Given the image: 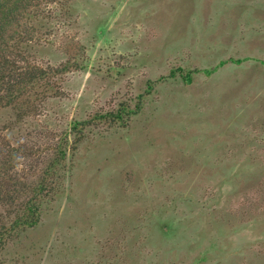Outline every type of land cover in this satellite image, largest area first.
Returning <instances> with one entry per match:
<instances>
[{"label": "rangeland", "instance_id": "1", "mask_svg": "<svg viewBox=\"0 0 264 264\" xmlns=\"http://www.w3.org/2000/svg\"><path fill=\"white\" fill-rule=\"evenodd\" d=\"M33 1L21 48L69 68L0 108V151L65 168L1 264H264V0Z\"/></svg>", "mask_w": 264, "mask_h": 264}, {"label": "trees", "instance_id": "2", "mask_svg": "<svg viewBox=\"0 0 264 264\" xmlns=\"http://www.w3.org/2000/svg\"><path fill=\"white\" fill-rule=\"evenodd\" d=\"M33 2L0 0V108L18 106L20 116L35 112L29 92L37 95L38 85L41 90L49 87L53 74L69 68V62L58 67L42 68L31 63L28 60V53L21 48L24 43L32 42L34 25L28 21L32 18H48L43 16V11L42 14L40 11L37 13L31 11ZM21 18L25 19L24 25L20 23ZM14 25L16 28L9 33L8 30ZM124 114L125 109L122 105V108L109 112L108 115L111 120L121 122ZM87 123V120L76 121L70 126L75 135L74 143L79 140L81 129ZM64 147L65 143L59 144L58 152L45 166L39 181L27 182L14 171L19 165L21 148L9 143L3 146V150L0 151V204L8 208L5 211L7 223L0 221V253L7 238L38 223L43 202L60 192L58 174L65 168ZM1 261L0 259V264Z\"/></svg>", "mask_w": 264, "mask_h": 264}]
</instances>
